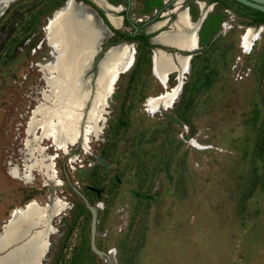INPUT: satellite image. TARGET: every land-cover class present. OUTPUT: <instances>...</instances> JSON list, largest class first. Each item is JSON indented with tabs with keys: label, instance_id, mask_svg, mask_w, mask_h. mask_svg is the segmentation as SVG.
Segmentation results:
<instances>
[{
	"label": "rangeland",
	"instance_id": "rangeland-1",
	"mask_svg": "<svg viewBox=\"0 0 264 264\" xmlns=\"http://www.w3.org/2000/svg\"><path fill=\"white\" fill-rule=\"evenodd\" d=\"M65 2L17 0L0 11V232L14 210L35 203L50 216L39 228L48 246L40 264H264V23L250 25L238 5L212 0H109L119 12L101 3L103 13L127 15L120 31L150 36L148 45L98 20L104 36L95 61L129 44L134 64L119 75L102 121L80 123L84 146L63 152L40 139L31 152L27 143L40 131L30 137L27 125L50 94L45 29ZM182 10L192 23L205 14L199 47L188 53L173 106L151 115L147 98L165 91L152 74V51L180 53L151 32L169 30ZM248 28L259 37L244 53ZM95 75L92 64L83 76L90 89Z\"/></svg>",
	"mask_w": 264,
	"mask_h": 264
},
{
	"label": "bare ground",
	"instance_id": "bare-ground-1",
	"mask_svg": "<svg viewBox=\"0 0 264 264\" xmlns=\"http://www.w3.org/2000/svg\"><path fill=\"white\" fill-rule=\"evenodd\" d=\"M14 1L17 0H0V11ZM91 1L99 6L103 3V0ZM66 2L68 11L64 10ZM66 2L63 7L55 11L45 29L53 61L41 68L50 75L45 78L50 94L44 97L48 105H41L32 111L33 116L27 125V133L30 137H34L36 130L40 131V136L32 138L27 143L31 152L34 150L33 144H37L40 139L51 140L55 149L63 152L78 143L84 146L88 142V131L78 130L80 123L93 120L97 124L102 121L103 118L99 115L107 107L106 100L112 94L117 77L129 71L135 61L134 49L129 44L108 49L107 57L98 65L99 73L90 89L88 80L83 79V76L91 68L92 59L99 49L104 32L92 14H87L80 7L75 6L73 0H66ZM199 8L202 10V5H199ZM109 9L120 11L119 7L109 6ZM200 15L199 21L192 23L187 10L178 12L171 28L168 31H162L156 37L161 45L174 48L184 53V56L177 54L171 57L160 50L154 51L152 74L165 91L147 98L145 107L149 114L153 115L160 109H170L178 98L184 76L190 69L188 53L199 47L198 32L205 14ZM107 17L114 27H118L119 18L112 14H108ZM155 24L160 28L165 25V22ZM223 28L226 30V25H223ZM258 37L259 32H253L250 28L246 29L240 39L242 51L248 53L252 43ZM175 72L177 83L169 88L170 76ZM94 112L97 116L93 114ZM45 159L50 162L54 156ZM42 161H44L43 157L37 164L45 169L49 179H53L50 166L43 165ZM62 208L63 206L60 210ZM28 209V214L24 218L14 219L2 230L3 232H0V250L5 249L0 255V264H40L45 255L48 247L45 240L46 233L39 228L46 223V220L48 221L49 213L39 216L38 205L35 203L28 204ZM18 211L21 210H14L12 213ZM39 221L41 226L29 233L31 225Z\"/></svg>",
	"mask_w": 264,
	"mask_h": 264
},
{
	"label": "water",
	"instance_id": "water-1",
	"mask_svg": "<svg viewBox=\"0 0 264 264\" xmlns=\"http://www.w3.org/2000/svg\"><path fill=\"white\" fill-rule=\"evenodd\" d=\"M232 1H234V2H236V3H239V4H241V5H243V6H246V7H248V8H251V9H253V10H256V11H259V12H261V13H263L264 14V0H232ZM73 3L75 4V6H77V7H80L84 12H86L87 14H92L93 15V17L95 18V20H100L102 23H103V20L101 19V17L99 16V14L96 12V10H94L92 7H90V6H88V5H86V4H84L83 2H77L76 0H73ZM99 8H102V7H99ZM64 10L65 11H68V6H67V2H66V4H65V8H64ZM3 13V12H2ZM1 13V14H2ZM105 17H106V19L108 20V22L110 23V21H109V19H108V17H107V14H105ZM119 17V16H118ZM122 19L123 18H120V21H121V25H120V27L122 28V26L124 25V23H123V21H122ZM157 23V22H156ZM103 25L105 26V27H107L104 23H103ZM110 25L113 27V28H116V27H114L111 23H110ZM133 28L136 30L137 28H136V26H134L133 25ZM108 29V28H107ZM110 31V30H109ZM162 31H164V30H162ZM161 31V32H162ZM165 31H168V30H165ZM161 32H158L155 36H153V37H151V39H155ZM112 33V32H111ZM121 45V44H120ZM113 47H116V46H110L109 48H107V50L108 49H110V48H113ZM107 50L105 51V52H103V54L101 55V56H99V57H97V60L95 61V58H96V56H98L97 54H98V52H100V49H98L97 50V53H96V55L93 57V59H92V62H91V67H92V64H95V66H96V75L94 76V78H93V80L95 81L96 80V78H97V75H98V73H99V69H98V65H99V63H101L107 56H106V53H107ZM155 50H160V51H162V52H164V53H166V54H168V55H170L171 57L174 55H181L180 53H175V54H172L171 52H168V51H166V50H163L161 47L160 48H156ZM155 50H153L152 51V53H154V51ZM182 56H184V55H182ZM96 62V63H95ZM152 62V67H151V69H152V72H153V60L151 61ZM117 79H118V77H117ZM28 211H29V209H28V205L23 209V210H21V211H18L17 213H12L11 215H10V219L2 226V230H4L8 225H9V223L11 222V221H13L14 219H16V218H24L25 217V215H27L28 214ZM93 211V226L95 225V210L93 209L92 210ZM46 212H48L49 213V209H47V207H40V206H38V215L39 216H41V215H44V213H46ZM41 226V221H39V222H37V223H34V224H32L31 225V228L29 229V233L30 232H33V231H35V229H37L38 227H40ZM1 230V231H2ZM3 232V231H2ZM92 248L97 252V250L95 249V247H94V245H92ZM5 251V249H3V250H0V255H1V253H3ZM97 253H99V255H103V253H101V252H97Z\"/></svg>",
	"mask_w": 264,
	"mask_h": 264
},
{
	"label": "trees",
	"instance_id": "trees-1",
	"mask_svg": "<svg viewBox=\"0 0 264 264\" xmlns=\"http://www.w3.org/2000/svg\"><path fill=\"white\" fill-rule=\"evenodd\" d=\"M84 3H88L89 1L87 0H82ZM212 2H220L225 8H229L230 4H236L239 6L240 8V13L239 15L242 17H245L246 19H248L250 21V25H260L264 23V14L253 10L251 8H248L246 6H243L239 3H236L232 0H212ZM90 4V3H89ZM94 7V6H93ZM94 9L96 10V12L99 14V16L101 17V19L103 20V23L107 26V28L115 35L120 37L123 40H138L143 42L145 45H148V39L150 38V36H147L145 34H136V35H128L125 33L120 32L119 30H116L115 28H113L110 23L108 22V20L105 17V14L103 13V11L101 9H98L96 7H94ZM124 23H128L127 20L124 21Z\"/></svg>",
	"mask_w": 264,
	"mask_h": 264
},
{
	"label": "flooded vegetation",
	"instance_id": "flooded-vegetation-1",
	"mask_svg": "<svg viewBox=\"0 0 264 264\" xmlns=\"http://www.w3.org/2000/svg\"><path fill=\"white\" fill-rule=\"evenodd\" d=\"M76 1H77V2H83L82 0H81V1H80V0H76ZM87 1H88V0H87ZM90 1H91V0H90ZM90 1H89V2H90ZM185 2H186V0H184V3H185ZM83 3H84V2H83ZM103 3L107 6V5H109L108 3H110V2H109V0H103ZM126 3H127V6H128V7L131 6V2H130V0H126ZM195 3L197 4V2H195ZM84 4H86V3H84ZM86 5H87V4H86ZM88 6L92 7L93 9H94V7H96V8H98V9H101V10H102V8H99V7H101V6H99V5H93L92 3H90V5H88ZM93 6H94V7H93ZM110 6H111V5H110ZM94 10H95V9H94ZM170 14H171V15H170V17H169V20L172 19L171 16L173 15V10H170ZM118 16H119V15H118ZM120 16H121V15H120ZM122 18H123V22H124L125 20H128L127 15H124V16L122 15ZM171 25H172V24H171ZM158 32H159L158 30H157V31H153V32H151V34H152V33H154V34L156 33V34H157ZM156 34H155V35H156ZM155 35H154V36H155ZM151 37H153V36H151ZM181 55H184V53L181 54Z\"/></svg>",
	"mask_w": 264,
	"mask_h": 264
},
{
	"label": "crops",
	"instance_id": "crops-1",
	"mask_svg": "<svg viewBox=\"0 0 264 264\" xmlns=\"http://www.w3.org/2000/svg\"><path fill=\"white\" fill-rule=\"evenodd\" d=\"M108 4H109V5H107V8H109L110 5H111L110 7H113V8H114V7H117V8L119 7V8H120V6H114V5L110 4V3H108ZM131 5L133 6L132 3H131ZM102 9H103V10H107V11H109V10L106 9V8H102ZM111 12H112V13H111L112 15H114V16L117 17V18H119V24H118V27L115 26V27H116L115 29L120 31V28H121V27H119V26L121 25L120 18H122V16H119V17H118V15H115V12H113V11H111ZM104 14H107V13H104ZM107 15H108V14H107ZM122 21H123V19H122ZM120 32H121V31H120Z\"/></svg>",
	"mask_w": 264,
	"mask_h": 264
}]
</instances>
